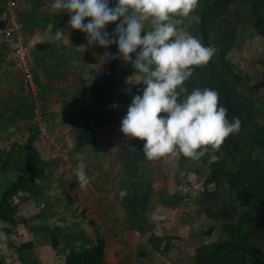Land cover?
<instances>
[{
	"label": "rangeland",
	"instance_id": "obj_1",
	"mask_svg": "<svg viewBox=\"0 0 264 264\" xmlns=\"http://www.w3.org/2000/svg\"><path fill=\"white\" fill-rule=\"evenodd\" d=\"M15 1L16 19L25 33L40 92L33 96L23 87L21 72L11 58V46L0 37L4 59L20 73L21 87L29 101L27 108L30 109L25 115L28 128L24 129L26 132L34 130L30 136L21 132L13 135L11 144L4 150L0 149L1 194L20 174L30 178L29 186L25 189L33 194L38 178L43 177L42 173L46 170L41 162L33 171L23 167L29 160L30 149L34 150L32 137L36 135L40 138L38 128L43 121L40 118L43 96L38 74L43 78L48 75L46 56L53 58L57 66V86L60 79H67L71 84L67 88L71 90L75 88L72 86L73 80L90 86L102 82L109 65L114 64L111 74L115 93L113 115L108 121L98 122L94 103L91 108L87 105L85 119L93 124L94 133H90L87 122L78 132L77 141L79 145L85 144L94 154L91 164H87L85 169L87 176L112 177L117 188L103 190L106 196L102 197V191H99L94 198V206L98 205L96 208L100 203L108 202V214L90 211L86 204L88 197L84 193L81 198H72L74 205L69 210L52 209L53 214L48 213L47 221L28 223L26 229L22 226V216L16 215V204H13L15 221L0 220V264H65L67 254L88 246L96 236H102L106 242L103 264H196L195 257L200 245L229 237L227 225L252 231L251 243L260 259L258 264H264V227L254 219L255 209L246 204L241 188L232 189L230 201L215 193L214 174L234 170L233 159L225 157L219 149L208 146V151L199 159L166 155L156 160L129 164L122 151L116 155L113 154L114 150L109 149L108 163V158L103 154L107 148L102 141L120 145L123 140L125 147L129 139L120 131V127L132 99L127 97L121 85H144V74L119 57L117 45L113 44L107 49L98 44L89 46L85 33L67 26L70 15L51 8L53 0ZM6 2L0 0V13ZM115 3L116 0H111L110 7ZM197 7L189 16L176 15L171 17V21L185 34H191L202 42ZM232 10L235 35L216 47V61L226 60L232 65L240 77L237 89L239 98L250 102L253 123L264 129V35L255 32L245 12L235 7ZM144 24L145 30H152L150 18ZM57 30L63 32L59 38L56 36ZM145 34L142 32L141 35ZM106 53L112 56H106ZM132 58L135 59V54H132ZM213 90L219 94L218 107L223 106L219 86L214 84ZM22 97L24 100V95ZM250 130L251 134L243 135L242 152H248L252 167L259 168L264 164V142L257 144V137L261 133L252 128ZM99 142L102 143L97 145ZM55 143L59 148L56 150L67 156L64 168L69 176L77 178L78 164L65 146ZM117 148L119 151L120 147ZM122 190L128 193L123 198L120 196ZM13 199L14 196L12 203ZM226 208L227 213L224 212ZM56 210L57 213H54Z\"/></svg>",
	"mask_w": 264,
	"mask_h": 264
},
{
	"label": "clouds",
	"instance_id": "obj_2",
	"mask_svg": "<svg viewBox=\"0 0 264 264\" xmlns=\"http://www.w3.org/2000/svg\"><path fill=\"white\" fill-rule=\"evenodd\" d=\"M110 4L111 0H53L51 8L69 14L67 26L85 33L89 46L117 45L119 57L144 74L146 87L142 95L133 97L120 131L146 141L145 158L183 155L199 159L208 146L218 150L230 135L238 134L242 122L239 117L226 118L227 109L218 107L217 91L196 88L189 93L183 86L193 75V66L207 65L216 53L214 46H203L171 21L176 15L189 16L198 0H116L114 6ZM149 18L152 30H145ZM109 24L116 25L111 33L106 30ZM62 35L57 30V38ZM75 159L79 161L78 185L83 189L89 183L87 165L82 153H76ZM126 195V190L120 192L121 198Z\"/></svg>",
	"mask_w": 264,
	"mask_h": 264
},
{
	"label": "trees",
	"instance_id": "obj_3",
	"mask_svg": "<svg viewBox=\"0 0 264 264\" xmlns=\"http://www.w3.org/2000/svg\"><path fill=\"white\" fill-rule=\"evenodd\" d=\"M198 29L203 35L202 45L214 46L223 44L234 37L233 8L250 18V24L255 32L264 35V0H198ZM112 7V6H111ZM245 16V15H244ZM239 21V19H238ZM88 20H85L87 23ZM119 23V21L117 22ZM115 24H109L106 30L111 33ZM114 64L109 65V70L103 81L90 86L91 100L95 105V115L98 122L108 121L113 115L115 93L111 74ZM193 75L183 85L189 93L196 88H214L218 85L222 92V105L227 109V119L233 117L241 120V129L238 134L230 135L221 145L219 151L225 157H231L235 164L234 170H227L214 174L216 192L230 201L231 191L240 187L246 204L255 209L254 219L258 225L264 227V164L259 168L252 167L250 154L243 153V135L255 129L261 133L257 137V144L264 142V129L253 123V107L250 102L239 98L238 85L240 77L234 72L232 65L226 60L216 61L215 54L207 65L193 66ZM128 98L142 95L146 85L123 83ZM166 116V113H162ZM83 134V133H82ZM85 138V137H84ZM146 141L138 138H129L124 154L129 164L140 160H147L143 153ZM40 159L35 150L30 149L29 160L23 165L28 171H33L39 166ZM30 178L20 174L16 180L6 187L0 197V220L14 222L15 207L12 203L14 194L29 186ZM224 212H228L226 208ZM229 237L214 243L202 244L197 249L196 264H258V255L251 243L253 233L251 230H241L239 227L227 225ZM105 240L96 236L86 247L77 252L69 253L64 258L65 264H103Z\"/></svg>",
	"mask_w": 264,
	"mask_h": 264
},
{
	"label": "crops",
	"instance_id": "obj_4",
	"mask_svg": "<svg viewBox=\"0 0 264 264\" xmlns=\"http://www.w3.org/2000/svg\"><path fill=\"white\" fill-rule=\"evenodd\" d=\"M3 54V49L0 47L1 150L6 149L11 144V138L13 135L21 132L30 136V132L34 131L32 129L30 132L29 130L26 132L24 129L25 127L28 128L25 115L30 107L27 108L29 101L21 87L20 73L4 59ZM44 59L48 75L46 78H43L38 74L39 81H41L43 96V111L40 118H43V121L38 128V130H40L38 131L40 133V138L35 135L32 137V141L33 148L38 154L42 166L45 167L46 170L42 173L43 177L38 178L35 192L33 194L30 193V190L25 189L16 193L13 199V204H16L17 206L16 215L22 216V226L25 229L28 223L32 224L31 222L47 221V219H49L48 213L51 212L53 214L54 210L52 209H61V211L69 210V208L74 205L72 203L74 199L72 198H81L84 193L85 197H88L86 204L90 211L95 213L104 212V214H108L110 213L108 202H105L104 204L100 203L99 207L96 208L98 205L94 206V198L99 191H102V197L106 196L103 190L110 191L117 188L116 182H114L112 177L90 176L88 185L81 189L78 185L77 178L70 177L69 173L64 168V160L67 159V156L56 150V148H59L55 142H59L60 146H65L69 150L70 155H72L73 161L77 164L79 161L75 159L76 153L83 154L86 165L91 164V159L94 157L92 151H89L85 144L79 145L77 141V135L82 126H85L87 122L90 124L89 120L85 119L87 118L85 112L86 106L88 105V107L91 108L90 106L92 104L89 90L90 84L82 85L79 81L73 80L72 86L75 88L71 90L70 88H67L71 86L70 80L60 79V84L57 86L56 76L58 73L56 72L57 66L53 62L54 59H49L47 56L44 57ZM35 67L37 68L36 62ZM81 92L84 93L81 94ZM23 95L24 100L22 99ZM89 127L90 133L93 134V124H90ZM99 133L102 136L100 130ZM102 142H104V146L107 148L103 153L104 157L109 155V149L114 150L113 154L116 153V155L119 154V152L121 153V151L122 154L124 153L123 140L120 145L117 143L114 145V143H109L108 141ZM102 142L97 143V145H100ZM118 146L120 147L119 151L117 150ZM96 147L95 150H97ZM107 158L106 161L108 162L109 157ZM1 184H3L2 177H0V185ZM119 208L122 207L119 205ZM57 211L58 210L54 213H57ZM31 229L32 228L28 227V230Z\"/></svg>",
	"mask_w": 264,
	"mask_h": 264
},
{
	"label": "built area",
	"instance_id": "obj_5",
	"mask_svg": "<svg viewBox=\"0 0 264 264\" xmlns=\"http://www.w3.org/2000/svg\"><path fill=\"white\" fill-rule=\"evenodd\" d=\"M0 37L11 46V58L21 72L23 87L31 95L37 96L40 86L33 71L25 33L16 19L15 0H7L4 10L0 13Z\"/></svg>",
	"mask_w": 264,
	"mask_h": 264
}]
</instances>
